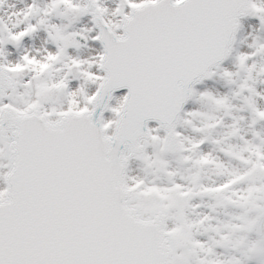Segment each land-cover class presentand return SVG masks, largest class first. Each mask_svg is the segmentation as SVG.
<instances>
[{
    "label": "snow or ice",
    "instance_id": "1",
    "mask_svg": "<svg viewBox=\"0 0 264 264\" xmlns=\"http://www.w3.org/2000/svg\"><path fill=\"white\" fill-rule=\"evenodd\" d=\"M113 3L49 0L41 9L33 0L19 14L16 30L0 26V55L4 45L19 48L41 29L54 45L43 57L25 53L0 63V264H264L259 131L252 139L240 136L239 152L220 149L243 169L203 188L223 200L236 185H246L240 214L214 228V238H200L186 225L187 185L127 176L131 161L166 169V156L176 151L189 153L186 160L195 156L197 164L209 160L201 147L212 130L227 127L229 137L239 136V121L246 117L233 110L249 113L250 127L264 121L258 102L264 90L257 87L264 84V35H253L245 51L235 48L245 19L264 29V0ZM53 14L88 16L92 27L69 32L48 22ZM80 40L97 45L93 56L69 52L82 46ZM53 72L62 75L50 79ZM26 73L32 74L23 82L28 98L13 101L9 93ZM216 79L234 89L231 96L198 87ZM51 97L63 103L50 104ZM233 97L243 103L237 107ZM193 102L213 112L202 113ZM220 112L233 123L225 124L215 115ZM181 120L198 138L183 137ZM191 179L196 183L198 177ZM154 189L171 199L143 195Z\"/></svg>",
    "mask_w": 264,
    "mask_h": 264
},
{
    "label": "rangeland",
    "instance_id": "2",
    "mask_svg": "<svg viewBox=\"0 0 264 264\" xmlns=\"http://www.w3.org/2000/svg\"><path fill=\"white\" fill-rule=\"evenodd\" d=\"M28 1L29 0H20V2H24L25 3V5H27V3H28ZM37 1V4L39 5V7L41 8V9H44L47 5H48V3H49V0H36ZM106 2H107V5L111 8V7H114L115 5H114V3H113V0H106ZM26 7V6H25ZM49 18H52L53 20V23H54V20H56L59 24H60V26H62V27H64L65 28V30L66 31H69V32H71V31H78V30H81V29H83V28H81L82 27V25H79V27H77V26H75V22L74 21H77V20H75V18H77V19H79L80 17H74V16H72V15H70V14H65V15H60V14H53L51 17H49ZM251 23H253L254 24V27H253V33H255L256 35H264V29H260V27H259V24H258V22H255V21H252L251 20ZM85 24H87V26L89 27V25H88V23H85ZM243 24H245V26H247V22H243ZM245 26H244V28H245ZM44 35H45V38L43 39V42L41 43V46L38 48V49H41L42 50V52H43V54H42V57H43V55H46V53H44V51H45V49H46V43L47 42H49L50 40L48 39V36L46 37V32H42ZM87 34V33H86ZM242 45H244L243 43H242ZM33 47L31 48L32 50H35L34 49V45H32ZM94 45H92V41H90V43H89V46L88 47H86V50H84V49H81V50H79V52L80 53H82V52H85V55H86V53H88V52H90V49H92V47H93ZM31 47V46H30ZM95 48H97L96 46H94ZM49 50H53V48H50ZM77 53H75V55H73V56H79V57H81V58H83L82 57V55L83 54H77ZM92 55H94V54H92ZM85 58V57H84ZM14 62V61H13ZM229 67H231V62H230V66ZM27 74V73H26ZM26 74H24V77H26ZM60 75H62V73L61 72H58V75H52L51 77H49L50 79H54V78H56V77H58V76H60ZM23 77V78H24ZM25 81V80H24ZM24 81H22L21 80V82L18 84V89L16 90V92L14 93V94H12L11 96H10V98L13 100V101H20V100H22V99H27L28 98V95H27V93H28V91L29 90H27V89H25L24 87H23V82ZM218 82H222L221 80H217ZM81 82V81H80ZM217 82V83H218ZM234 89H230L228 86H225L224 87V89L222 90V93H220V94H225V93H227V94H229L230 96L232 95V91H233ZM232 102H233V104L234 105H236L237 107H239L242 103H243V100H242V97H233V100H232ZM60 103H63V98L62 97H59V99H58V101H57V103L55 104V105H58V104H60ZM194 108H196V109H198L199 111H201V110H204L203 108H202V105L201 104H196V105H194L193 106ZM213 112V109H212V107L211 106H209L208 105V109L207 110H205V111H203V113H206V114H208V113H212ZM215 115H217V117H223L224 118V123L225 124H228V125H230V124H232L233 123V121H232V119H231V116H228V115H225L224 113H222V112H220V113H215ZM232 115H234V116H236V117H240V116H244V117H246V119H244V120H248V122H246V123H244V124H242L241 123V120L239 121V128L241 129V131H240V133H239V136H243V137H246L247 136V138H248V133H249V129L248 128H246V125L249 123L250 124V122H251V118H248V116H250L249 115V113H247V112H239V111H235V110H233V112H232ZM251 117V116H250ZM258 124H260V123H258ZM249 126V125H248ZM229 131H230V129L229 128H227V127H219L218 129H217V131H216V133L218 134V135H228V133H229ZM245 131H247V134L245 133ZM193 138H198V136H197V134L194 132L191 136H189L188 135V139H193ZM220 145H223V148H235V149H237V146H242L243 145V142L241 141V139L239 138H237L236 140H228V142L227 143H225V142H221V144ZM208 147H210V149L212 150V151H218V150H216V147H219V145H217V144H212V146L211 145H209ZM222 148V147H221ZM210 150V151H211ZM236 152H239V150H236ZM235 152V153H236ZM209 154V153H208ZM189 155V153H187V154H185L184 156H188ZM182 156H179L178 154L177 155H173V156H170V157H167L166 156V158H181ZM225 163H226V166L224 167V168H222L223 169V172L226 174L228 171H230V170H232V171H235L236 169H238L239 167V169L238 170H242L243 169V167H244V165L243 164H240L238 167H236V165L235 164H233L234 163V159H236V158H230V157H228L227 159H223V158H221ZM168 163H169V161H168ZM178 165L179 166H181L180 168L181 169H185L186 167L183 165V163H182V161L181 160H179L178 161ZM186 175H189L191 178L195 175V176H197V168L196 169H194L193 170V174L191 175L190 174V172L188 173V174H186ZM128 178L131 180V179H141V180H143L144 182H146V183H153L154 181H157L158 182V185H171L169 182L167 183V181H166V179H169V177L168 176H162V175H155L154 176V174H153V171L151 170V168L150 167H148L146 164H144L143 162H141V163H139V162H135L133 165H131V167H130V170H129V174H128ZM215 179H216V181L217 182H215L216 184H220V183H222V182H224L225 181V179H226V175H225V177L223 178V179H221L220 181H218V179L216 178V177H214ZM154 179V180H153ZM192 180V179H191ZM185 185H187L188 187H190L191 186V182H190V180L189 181H187L186 183H185ZM209 185H213V183H209ZM191 189L192 190H196V189H198L197 188V185H193L192 187H191ZM163 191V190H162ZM149 192H151V191H146V192H144L143 193V195H145V194H147V193H149ZM163 192H166V191H163ZM166 193H169V192H166ZM169 195V198H167V200L169 199H171V194L169 193L168 194ZM147 197H151V196H147ZM213 202H212V204L213 205H217L218 204V202H219V199H216V198H214V199H211ZM200 203H204L203 201H202V199L200 200ZM215 203V204H214ZM205 204V203H204ZM207 207H205V208H203V209H201V211H200V214H202L201 216H199L198 215V220L196 221V226H197V229L199 230V232L198 233H200V237L201 236H203V235H205L206 237L204 238V239H207V238H209V237H215L216 235H214L215 234V231H214V228H219V227H222L223 226V224H225V223H227V222H230V221H232V219H233V217H235V216H237V215H239L240 214V212H241V208L238 206L239 205V202H238V204H234L233 206H229V205H226V204H222V203H220V204H218V206L215 208V209H211L210 208V205L209 204H205ZM165 206V205H164ZM185 208H187V210H188V212L190 211V213H191V211H195V210H197V206L196 205H190V204H188L187 203V205L185 206ZM229 210L228 212H226V210ZM211 210H212V212H211ZM204 217H213V218H215V220L214 221H210V220H208L207 222H204L203 221V218ZM219 219V221H220V224H218V222H217V220ZM204 224H206L207 225V228H204L203 226H204ZM208 232H212V234H209ZM209 242H211V241H209ZM221 251H223V250H221ZM229 255V253H227V252H225L224 253V255L223 256H221V257H219L220 259H223V258H225L226 256H228Z\"/></svg>",
    "mask_w": 264,
    "mask_h": 264
},
{
    "label": "flooded vegetation",
    "instance_id": "3",
    "mask_svg": "<svg viewBox=\"0 0 264 264\" xmlns=\"http://www.w3.org/2000/svg\"><path fill=\"white\" fill-rule=\"evenodd\" d=\"M203 122H201V126ZM218 128V127H217ZM217 128H215L211 133H209V140H223L224 142H228V137L226 135H218L215 134V131L217 130ZM236 136L232 137L233 139ZM221 147H217L216 150L218 151H212L210 149V147H204L201 148V151L203 153L206 154H210V158L207 161H200L198 164L195 163V159H191V160H186L185 157H181V158H168V173H174L173 175H167L169 177V179H166L167 183L169 182L171 185L175 184V182H178L179 184L185 185V183L187 181L190 180L191 182V186L189 187L191 189V187L195 184L198 186V189L196 191H192L191 192H198L200 193L203 197H209V194L205 193L203 191L204 186H214L216 185L215 182L216 179L214 177H216L218 179V181H220L221 179H223L225 176H223L224 172L223 169L226 166V161L223 163V167L221 168L219 166V161H217V159L219 158H223V159H227L229 156H226L224 152L220 151ZM225 149H229V148H225ZM211 150V151H210ZM230 150L235 153L237 149L235 148H230ZM181 160L183 165L186 167L185 169H181L178 165V161ZM234 163L236 164V159H234ZM197 168V177L198 180L196 183H193L191 180V177L189 175H186L190 172V174H193V170ZM209 183H213V185H209ZM242 191L246 188V185L242 184ZM167 196H169V193H166ZM204 202L208 203L210 202V200H204Z\"/></svg>",
    "mask_w": 264,
    "mask_h": 264
},
{
    "label": "bare ground",
    "instance_id": "4",
    "mask_svg": "<svg viewBox=\"0 0 264 264\" xmlns=\"http://www.w3.org/2000/svg\"><path fill=\"white\" fill-rule=\"evenodd\" d=\"M244 22H247V26H245V24L242 25L241 31H240L241 35L239 36L240 44L243 43L244 45H242L241 49H239L238 51H245L247 49L248 43L251 41V37L253 35H256L255 33H253L254 24L251 23V19H245ZM244 26H245V28H244ZM47 49H49V47ZM94 52H95V47H93L90 52L86 53V55H85V52H82L80 54L85 55V58H89V57L93 56L92 54H94ZM37 57H39V55H37ZM82 57L84 58V56H82ZM259 63H264V60H260ZM228 64L226 67H228ZM261 79H264V77H262ZM225 86L226 85H225L224 81H222L221 83L220 82L217 83V81L211 82V83H205L203 85L204 88H208L217 94L222 93V90L224 89ZM257 87L260 88L261 90H264V84L258 83ZM258 102H259L261 107H264V100H258ZM202 107L204 108V110H202V111H205L208 109V105H202ZM260 123H262V124H257L255 131H259L261 133V136L259 138L264 139V121H262ZM217 161H221V160L217 159Z\"/></svg>",
    "mask_w": 264,
    "mask_h": 264
},
{
    "label": "water",
    "instance_id": "5",
    "mask_svg": "<svg viewBox=\"0 0 264 264\" xmlns=\"http://www.w3.org/2000/svg\"><path fill=\"white\" fill-rule=\"evenodd\" d=\"M53 101V100H52ZM106 115H108L107 113H106Z\"/></svg>",
    "mask_w": 264,
    "mask_h": 264
}]
</instances>
